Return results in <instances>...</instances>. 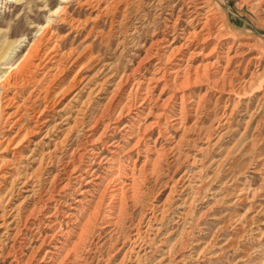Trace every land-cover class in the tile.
I'll list each match as a JSON object with an SVG mask.
<instances>
[{
    "label": "rangeland",
    "instance_id": "374dc122",
    "mask_svg": "<svg viewBox=\"0 0 264 264\" xmlns=\"http://www.w3.org/2000/svg\"><path fill=\"white\" fill-rule=\"evenodd\" d=\"M1 48L0 264H264V0H0Z\"/></svg>",
    "mask_w": 264,
    "mask_h": 264
},
{
    "label": "bare ground",
    "instance_id": "6f19581e",
    "mask_svg": "<svg viewBox=\"0 0 264 264\" xmlns=\"http://www.w3.org/2000/svg\"><path fill=\"white\" fill-rule=\"evenodd\" d=\"M46 30V29H45ZM47 32H49V30L47 29ZM46 32V33H47ZM45 33V34H46ZM42 42H44V36L41 34V36H39L34 42L33 44L31 45V47L29 48L25 58L16 66V68L14 69V73L13 75L9 76V77H6L5 79L6 80H2L3 83H6L8 82L10 79H12L13 77L15 78H18V80H22L24 82H27L28 81V75H30L31 73L30 72H34L35 69L37 68H40V67H45L46 66V63H44L48 58L49 56L51 55L50 54V51L49 50L48 52H43L41 54L40 52V46L42 44ZM7 52V51H6ZM53 52V51H52ZM57 55V54H56ZM38 56L39 60L37 61H33L34 60V57ZM53 56V55H52ZM59 56V55H57ZM60 57V56H59ZM6 58L5 56V52H4V48H1L0 49V63L1 61H3V59ZM51 58V57H50ZM49 58V59H50ZM5 60V59H4ZM59 60V59H58ZM49 61V60H48ZM47 61V62H48ZM2 79V77H0V80ZM139 88V87H138ZM136 91H138V89H136ZM123 111V110H122ZM122 113V112H121ZM121 113H119V115H121ZM118 117V116H117ZM116 118V117H115ZM95 125V124H94ZM90 130V129H89ZM97 141V140H96ZM92 151V150H91ZM73 164V163H72ZM67 167V166H66ZM73 167V166H72ZM77 167V166H75ZM78 168V167H77ZM76 172V171H75ZM82 177V174L81 173H77V175L75 176V178L79 179ZM119 189L117 187H114V189L110 192H113V193H116L118 192ZM100 212V205L97 206L96 208V214H98ZM20 234V233H19ZM16 235L17 237L19 236ZM18 239H20V236L17 238V241ZM25 239V238H24ZM45 237L43 238V240L41 241L39 247L37 248V250H34V252L32 253L31 256H29V258L27 260L24 259V257H22V254L21 256L19 255H16V264H29L31 259L36 256L37 252L39 251V249L46 243L45 242ZM19 242V241H18ZM21 244L23 243V241L20 242ZM25 243V242H24ZM24 245V244H23ZM20 247V245H19ZM20 249V248H19ZM23 249V248H22ZM23 253V251H21ZM15 260V258H14ZM13 263V261H12Z\"/></svg>",
    "mask_w": 264,
    "mask_h": 264
}]
</instances>
